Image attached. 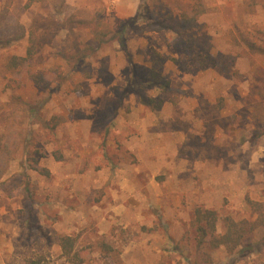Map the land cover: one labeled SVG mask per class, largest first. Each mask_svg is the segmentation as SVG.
<instances>
[{
    "label": "rangeland",
    "instance_id": "obj_1",
    "mask_svg": "<svg viewBox=\"0 0 264 264\" xmlns=\"http://www.w3.org/2000/svg\"><path fill=\"white\" fill-rule=\"evenodd\" d=\"M29 1L0 0L37 38L17 72L5 65L28 38L0 50V264H264V227L244 253L198 247L194 227L196 208L216 211L221 233L264 202V55L235 43L236 25L264 27V0H140L123 20L114 0ZM95 31L106 42L70 60ZM155 52L167 91L147 80ZM53 117L51 134L40 123Z\"/></svg>",
    "mask_w": 264,
    "mask_h": 264
},
{
    "label": "trees",
    "instance_id": "obj_2",
    "mask_svg": "<svg viewBox=\"0 0 264 264\" xmlns=\"http://www.w3.org/2000/svg\"><path fill=\"white\" fill-rule=\"evenodd\" d=\"M34 0H30L27 4L30 5ZM37 1V0H35ZM39 1V0H38ZM141 7V6H140ZM139 7V8H140ZM195 17H198L204 12V9H193ZM70 21L77 19L76 15H72ZM139 18V14L137 15ZM187 12L182 13V20L185 21L184 25H188L190 21V26L194 20L188 19ZM137 18L129 20L126 25L133 24ZM78 24L81 22L78 21ZM84 24V23H83ZM41 30L47 28V23L40 25ZM161 28V26H160ZM236 37L235 43L238 45H243L248 49L251 54H261L264 55V27L261 26H248L247 24H238L235 26ZM152 30H157L152 27ZM105 35L102 32H96L93 35V40L85 48H76L77 59L73 54L68 55L70 60H75L77 62L84 61L85 58L91 56L95 53L101 46L106 42ZM25 38H28V47L26 51V56L12 55L8 58L5 65V69L8 72L20 71L37 53V38L34 35V29H27L24 23H21L18 19H15L10 14L7 8H3L0 11V50L10 48L13 44L18 43ZM119 40L122 44H125V35L123 32L119 35ZM154 64L149 68L147 74V80L150 84L155 85L162 91H167L171 88L170 81L163 75L162 65L165 57L160 53L155 52ZM64 58L65 55L61 54ZM30 79L37 85H41L44 81L37 74L30 73ZM144 104L151 110H158L162 107V100L157 98H142ZM35 109L34 112H38ZM63 122L61 117H53L50 122L40 124L46 125V128L54 134L58 126ZM1 138V137H0ZM40 154V151H36ZM56 160L61 161L62 157L59 153L55 154ZM28 166L30 169L38 174L49 177L50 171L46 168L39 167V160L36 157H27ZM26 161V162H27ZM248 204L252 209V212L257 215L254 221L241 220L236 221L230 217H227L223 221V229L221 233L218 232V214L214 210H205L202 208H196L194 213V227L196 231L195 241L198 247H204L211 251L218 250L220 248H225L228 253H233L237 249L241 248L242 253L246 251H251L252 248L249 243H246L247 238L254 233L258 228L264 227V202L252 201L248 199ZM59 245L62 250V256L66 257L68 260H72V256H77L73 254L75 247V239L71 236H63L59 238Z\"/></svg>",
    "mask_w": 264,
    "mask_h": 264
},
{
    "label": "crops",
    "instance_id": "obj_3",
    "mask_svg": "<svg viewBox=\"0 0 264 264\" xmlns=\"http://www.w3.org/2000/svg\"><path fill=\"white\" fill-rule=\"evenodd\" d=\"M113 3L116 9V15L123 20L132 18L136 15L140 0H114Z\"/></svg>",
    "mask_w": 264,
    "mask_h": 264
}]
</instances>
